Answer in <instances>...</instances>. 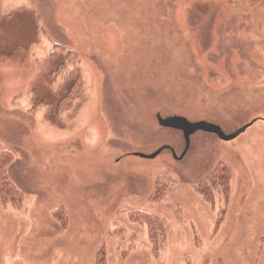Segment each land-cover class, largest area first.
<instances>
[{
    "label": "rangeland",
    "instance_id": "obj_1",
    "mask_svg": "<svg viewBox=\"0 0 264 264\" xmlns=\"http://www.w3.org/2000/svg\"><path fill=\"white\" fill-rule=\"evenodd\" d=\"M60 48L83 83L67 109ZM157 114L226 133L264 118V0H0L1 168L20 193H0V264H264V120L134 155L183 151ZM219 162L227 185L208 176L203 197Z\"/></svg>",
    "mask_w": 264,
    "mask_h": 264
},
{
    "label": "trees",
    "instance_id": "obj_2",
    "mask_svg": "<svg viewBox=\"0 0 264 264\" xmlns=\"http://www.w3.org/2000/svg\"><path fill=\"white\" fill-rule=\"evenodd\" d=\"M57 47V46H56ZM57 49V48H56ZM61 51H63L64 53L60 56H55L54 53L55 51H53L51 53V55L48 57V63L52 69V74L54 73L55 75L59 76L62 78V81L64 82L63 86L67 85L68 86V90H67V94L63 95L61 102L59 103L58 107L61 109H67V108H71L72 104L74 103L75 100H77L79 98V94L82 90V78L80 76L79 71H77V69L73 68L76 57H75V53L72 50H65L64 48H60ZM72 64V65H71ZM259 118H257L256 120H258ZM259 120H264V118L259 119ZM6 157L3 156L0 158V193L3 196H7L11 199V202L15 201V198H17L18 196H20V193L18 190H16L13 187V183L11 182V179L9 178L7 172L2 170V165L6 162ZM223 164L221 162H219L213 170L209 171L206 174V177L200 179V181H198L197 185H201L198 186V189L200 190V193L203 195V197H207V194L205 193V191H208V189L211 187V185L213 183H210L209 185L208 183V176H213L215 173H221L219 174V179L218 181L220 182V177L223 176V181L220 183L221 187H225V185H227V171H229V169L227 168V164L225 163L223 165L222 168H220ZM211 177L209 179H211ZM226 177V178H225ZM158 180H161V176H157L154 179V188L151 192V196H149V199H152V197L155 195L156 193V187H157V182ZM207 182V183H206ZM205 186V187H203ZM201 189H200V188ZM142 217L148 222L149 220L147 219H156L155 216L153 214H141ZM155 216V217H154ZM160 218V217H158ZM157 218V219H158ZM161 223H164L165 220H162L161 218L159 219ZM160 223V224H161ZM155 225V223H154ZM157 228V229H156ZM152 227L151 224H149V239H150V243H151V251L154 252L155 254L158 252V249L156 250V246L158 241H160V239L156 237V234L158 233L159 235L163 232L161 229V226L159 227ZM163 228V227H162ZM101 255L96 256V260L94 264H104L102 263L104 260H102Z\"/></svg>",
    "mask_w": 264,
    "mask_h": 264
},
{
    "label": "water",
    "instance_id": "obj_3",
    "mask_svg": "<svg viewBox=\"0 0 264 264\" xmlns=\"http://www.w3.org/2000/svg\"><path fill=\"white\" fill-rule=\"evenodd\" d=\"M156 119L160 127L173 128L182 132V136L184 138V143H185L183 151L181 152L180 155H177L171 146L165 145L149 154L135 152L134 155L144 158H154L162 150L169 149L172 153V156L175 159H181L189 149L190 138L193 133L197 131L214 133L221 141H230L236 138L237 136H239L241 133H243L248 127H250L256 121V119H253L250 122L241 125L235 131L226 133L218 123L210 122L208 120L202 119L197 121H191L181 115H170L164 117L161 116L160 114L156 115Z\"/></svg>",
    "mask_w": 264,
    "mask_h": 264
}]
</instances>
